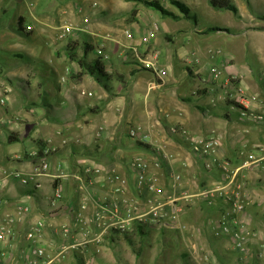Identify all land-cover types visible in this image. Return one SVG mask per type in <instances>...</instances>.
I'll return each mask as SVG.
<instances>
[{"label": "crops", "instance_id": "1", "mask_svg": "<svg viewBox=\"0 0 264 264\" xmlns=\"http://www.w3.org/2000/svg\"><path fill=\"white\" fill-rule=\"evenodd\" d=\"M37 1L0 0V83L9 82L11 92L15 85L26 84L24 100L16 105L7 94L6 105L14 117L0 112V169L28 174L43 158L50 162L47 173L28 185L0 175V226L14 219L13 234L0 241L5 252L0 264H30L38 247L44 250V260L53 259L62 246L69 247L61 264H253L255 259H240L232 237L215 234L227 205L219 199L209 203L198 193L222 174L218 165L207 167L190 154L180 132L218 133V158L233 163L246 151L264 146V124L240 120L232 102L234 91L225 97L222 91L227 81L241 87L252 108L264 96V0H252L250 7L242 0H215V5L202 0L204 11L212 15L231 11L220 7L225 2L237 7L236 14L231 11L236 21L227 28L200 26L183 1L186 13L170 0H158L175 17L134 0H99L101 13L59 11H66L74 26L65 48L74 44L81 57L84 44H89L93 50L86 53V61L98 57L99 48L108 55L103 61L107 79L101 82L82 72L68 51L58 58L41 53V47L48 50L54 44L39 37L52 26L48 23L37 30L31 56L13 57V51L25 47L23 37L10 34L21 31L19 18H24L25 28L35 25L41 10L54 6L44 3L36 9ZM81 1L90 7L91 0ZM133 127L140 128L135 136L130 134ZM137 158L158 176L161 193L137 188L132 168ZM116 174L125 183L110 181ZM239 180L247 204L237 227L249 234L254 257L264 249V170H243ZM55 188L62 195L52 204ZM151 198L167 208L161 224L134 218L123 227L114 225L128 218L129 208L134 215L146 212ZM19 208L21 218L16 215ZM81 216L90 220L88 226ZM96 216L105 227L99 241ZM39 219V237L30 241L26 234ZM156 225L175 234L159 243ZM74 243L78 245L71 247Z\"/></svg>", "mask_w": 264, "mask_h": 264}, {"label": "built area", "instance_id": "2", "mask_svg": "<svg viewBox=\"0 0 264 264\" xmlns=\"http://www.w3.org/2000/svg\"><path fill=\"white\" fill-rule=\"evenodd\" d=\"M97 3L93 2L92 5L95 6ZM78 13H84L83 8H77ZM83 21H88V16L83 15ZM73 24L71 22L65 21L59 25L58 36L64 38L68 33L73 29ZM32 26L30 24L26 25L25 30L30 31ZM153 35V32L150 33ZM98 56H101L104 60L108 59V55L102 49H97ZM154 58H157V55H153ZM146 66L154 67V63L151 60L142 61ZM214 73V76L219 75V71L216 68L211 69ZM161 71H157L159 73ZM261 76L264 78V69L261 71ZM231 90L234 91L232 97V102L234 108L237 109L238 118L242 121L249 122L251 124H264V96L261 97L258 105L254 108L249 106V98L246 96L244 90L239 86H231V82L227 81L222 85V91L225 96L231 95ZM1 103L5 102V98L0 99ZM140 128H131L130 134L135 136L138 134ZM176 131V130H174ZM184 138L189 143V153L201 160L205 166L212 167L218 165V168L221 172V177L219 179L213 180L208 184L201 186L199 190V195L207 200L209 203H214L218 199L227 205V210L222 214L221 218L217 221L214 232L216 235H227L232 237V240L235 244L236 250L239 252L240 259L242 261H249L251 258H255V264H264V249H262L257 256L253 257L251 255V249L248 246L249 240L247 232L244 233L242 230H239L237 224L240 222L238 215L241 214L246 209L247 204V194L242 192V187L244 184L239 180V176L243 170L253 168L257 166L261 170H264V146H256L253 149L246 151L238 161L231 162L229 159H219L218 151L222 144L221 136L216 132H211L205 135L202 134H192L186 130L180 132ZM132 168L135 171L136 176V186L139 190H147L148 192L161 193L162 189L159 185V178L155 174H150L148 170V163L141 158H137L132 163ZM50 169V162L48 159L43 158L41 160L40 167L32 173H23L21 171H8L0 169V175L3 178L13 177L22 185H28L35 176L44 175ZM180 178V176H176ZM110 181H121L125 183V180L119 175H113L110 178ZM39 183H37V186ZM61 190L55 188L54 195L52 198V204H55L61 198ZM149 207L146 212L142 214H133L134 211L132 208L128 209V218L120 221L114 222V225L117 227H123L125 222L132 220L134 218L140 219L145 222L152 224H161L164 218L168 215L167 208L165 203L158 202L152 198L149 200ZM86 204L83 202L81 204V209H85ZM179 210V209H178ZM23 214L22 208L17 210V217L21 218ZM14 219L11 217L8 223L0 226V241L4 238H7L9 235L13 234V225L12 221ZM81 221L84 225L88 226L90 220L86 217L81 216ZM94 224L96 227L100 228V232L97 235V241L102 237V234L105 232V227H102L100 216L94 218ZM43 224V219H39L35 227L30 229L26 237L30 241H36L39 237V229ZM181 227H186L185 224H182ZM249 235V234H248ZM100 238V239H99ZM77 243L71 244V247H75ZM69 246H62L56 257L49 260H44V250L40 247L34 248L33 252L35 254L34 258L30 260V264H61V260L65 257V251ZM5 252L0 248V262L4 257Z\"/></svg>", "mask_w": 264, "mask_h": 264}, {"label": "rangeland", "instance_id": "3", "mask_svg": "<svg viewBox=\"0 0 264 264\" xmlns=\"http://www.w3.org/2000/svg\"><path fill=\"white\" fill-rule=\"evenodd\" d=\"M12 1V0H9ZM29 1V0H28ZM35 1V0H33ZM178 1H183L184 3L188 4V6L191 8L190 10V14L195 15L197 17L198 20V24L200 26H204V27H218L222 26L220 28H227L226 24L230 23L232 20L236 21V17L235 15L231 12V11H217V13H215L214 15L209 14L207 12L204 11V6L201 3L202 0H195L197 1L198 5H194V4H189L186 2V0H178ZM190 2H195L194 0H187ZM236 1H240V0H236ZM243 3L245 4V6L250 7L248 4L249 2H251L252 0H242ZM17 2V1H16ZM94 2V0L90 1V7L86 8V6L84 5V2H82L81 0H38L37 2H35V8L39 9L41 7L42 4L47 3V4H52L54 5L53 7L50 6V8H45L42 12V15L39 17H35L36 20L40 21V23H38V21H35V25H33V23H28L32 26V29L29 32H26L24 30H21L20 32H10V34L16 35L17 37H23L24 39V44L25 47L23 49V51L21 52H16L13 51V57L19 58L18 55H22V57H28L32 55V51H31V43L33 42V39H35L36 37V32L37 30H40L41 26L44 27L46 25L44 24H51L52 26L49 27L50 29H45L43 31L40 32L39 37L41 39V41L45 44L50 43H54L52 46V48L50 47V49H43L41 47V53H43V55H54L56 58L63 56L64 52H67L68 49L65 48L66 43L68 41V35L66 37H62L60 38L58 36V32H59V25L62 24L65 21L70 22L67 17H68V13H66V11L64 13H60L59 11H63V10H70V9H77V7H82L83 11L87 14H90V12H94L95 10H100L101 13V9H100V3L99 0H96L95 2L97 3L95 6L92 5V3ZM204 3V1H202ZM34 4H30V7H33ZM59 5V6H58ZM173 8L177 11L180 12V10L173 6ZM36 9H32V10H36ZM86 9V10H85ZM34 19V20H35ZM46 19H48L47 21H45ZM26 20V19H25ZM46 22V23H45ZM226 26V27H224ZM57 27V28H56ZM231 27V26H229ZM21 34V35H20ZM13 38V37H12ZM12 38L9 36L7 37V40L10 42L12 41ZM61 44V45H59ZM12 49H15V47H12ZM3 54L5 55V53L3 52ZM34 54V53H33ZM8 60L11 59V55L9 54L8 56ZM6 57V58H7ZM249 57H252L251 54L249 53ZM247 59H251V58H247ZM17 82V81H15ZM7 83L9 84V82H2L0 83L1 87H0V99L1 98H5V102L1 103L0 101V112L4 113L7 112L8 115H10V113H12L11 110L8 109L7 107V101H8V96L7 94L9 93V96L13 97V101L14 104L16 105L19 101H23L24 97H23V92L22 91V87H25L26 84L24 83H20L19 85H15V92H11V89L9 88V86H7ZM2 95V96H1ZM48 101V100H47ZM10 112V113H9ZM15 115V112L12 113V117H7V118H13ZM9 120V119H8ZM4 122V120H3ZM168 234H175V230L172 229H166L163 226H159L156 225L154 228V236L157 242L161 243L163 242V238L164 236H168ZM127 247L130 248V244L127 243ZM256 257V256H255ZM251 259H255V258H251ZM251 262V260L249 261ZM253 262V261H252ZM255 264V262L253 263Z\"/></svg>", "mask_w": 264, "mask_h": 264}, {"label": "trees", "instance_id": "4", "mask_svg": "<svg viewBox=\"0 0 264 264\" xmlns=\"http://www.w3.org/2000/svg\"><path fill=\"white\" fill-rule=\"evenodd\" d=\"M134 1L143 3L149 7L158 9L164 15L174 16V14L172 12L168 11L167 9H165L160 4V2L158 0H134ZM170 1H171V3L176 5L182 12L186 13L189 10L187 6H185L182 2H180L178 0H170ZM210 1L212 4L215 5V0H210ZM220 7L224 8V9L231 10L235 14L237 13V7L235 5L229 3V2L223 3ZM23 24H24V18L20 17L19 21H18V25H19L21 30L26 31ZM211 29H213V28H211ZM26 32H29V31H26ZM92 50H93L92 46H90L89 44H84V55H82L80 57L76 53L74 44H72L70 46L68 52H67V55H68V58L70 60L77 61L82 72L85 71L87 73H90L91 75H93L95 77V79L98 82H101L102 79H107V74L104 70V62H103L104 59L101 56H98V57L92 59L91 61L85 60L86 53H88L89 51H92Z\"/></svg>", "mask_w": 264, "mask_h": 264}]
</instances>
